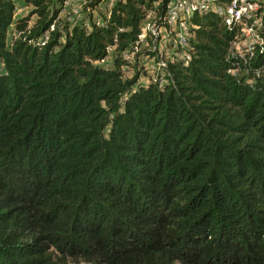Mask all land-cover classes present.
Instances as JSON below:
<instances>
[{
  "label": "trees",
  "instance_id": "obj_1",
  "mask_svg": "<svg viewBox=\"0 0 264 264\" xmlns=\"http://www.w3.org/2000/svg\"><path fill=\"white\" fill-rule=\"evenodd\" d=\"M65 2L0 0V264H264V44L246 63L240 27L197 12L189 56L140 82L168 0L90 27Z\"/></svg>",
  "mask_w": 264,
  "mask_h": 264
},
{
  "label": "built area",
  "instance_id": "obj_2",
  "mask_svg": "<svg viewBox=\"0 0 264 264\" xmlns=\"http://www.w3.org/2000/svg\"><path fill=\"white\" fill-rule=\"evenodd\" d=\"M89 1L85 0L79 4L80 11L84 10L85 4ZM72 3L73 0H66L63 10L69 8ZM115 3L116 0H110V5L106 12L107 15H110ZM88 11L97 13L96 10L92 11L90 8ZM209 11L219 13L224 18L226 24H235L240 27L239 35L231 44L230 53H238L247 63L248 55L251 57L257 51L258 47L263 48L264 38L262 37L263 31H261V27L263 26L264 2L262 0H168L164 18L165 23L162 26H156L154 11L147 13L136 50H139L145 43H148L149 39L152 40L153 47L156 48V41L161 40L164 44H167V42L171 43V48L176 52L174 55L176 58L188 57V38L191 34L187 22L195 13ZM86 15L83 23L87 27L91 26L92 21H96L98 24L102 21L100 16L91 18L90 15ZM47 39L48 34L46 33L44 40ZM240 43L245 45V50L239 49L238 46ZM179 52H183L184 56H179ZM165 55H167L166 51H159L160 60L155 61V63H158V68L160 69L165 65ZM237 71L238 67L230 69L232 73H236Z\"/></svg>",
  "mask_w": 264,
  "mask_h": 264
},
{
  "label": "rangeland",
  "instance_id": "obj_3",
  "mask_svg": "<svg viewBox=\"0 0 264 264\" xmlns=\"http://www.w3.org/2000/svg\"><path fill=\"white\" fill-rule=\"evenodd\" d=\"M85 0H73L72 5L63 10L62 13H60L59 17H58V22H71V23H76V22H81L85 20V16H87L86 14L90 15L91 18L95 17V16H104V14L106 15L107 9L110 5V0H104L102 2L101 5L98 4V9H97V13H91L88 11V13H84V11H86L85 9L83 11H80V6L79 4ZM264 2V0H262ZM29 9H31L30 7H25V6H18V9L16 10V16L22 15L26 12L29 11ZM34 19L36 18V16L33 17ZM262 23L263 26L261 27V31L264 32V17L262 18ZM187 27V25H186ZM164 34V33H163ZM165 36V34H164ZM147 44L149 43H145L144 46H142L139 50L137 51H141L142 49H144V47L147 46ZM153 46V45H152ZM155 50H158L161 52V50L166 51L167 55L170 56H174L175 55V51L174 49H172V45L170 42H167V44H164L163 41L161 40H157L155 43ZM239 49L241 50H245V45H243V43L239 44ZM153 48V47H152ZM154 50V48H153ZM179 56H184L183 52H179ZM128 58L131 60V62H133L132 66H128L125 67L126 71H125V76L128 78L134 77L137 74V68L141 69L140 72V82H146L148 81L150 78H156L157 75L159 73H161L162 71L160 70V68H158V63H155V58L149 57L148 54H146L144 52V50L142 51V54L140 55V58H136L135 57V52L132 53L131 55H128ZM111 62L109 60H106L104 62H101V64H110ZM69 264H87L84 261L81 260H72L69 259L68 260Z\"/></svg>",
  "mask_w": 264,
  "mask_h": 264
}]
</instances>
